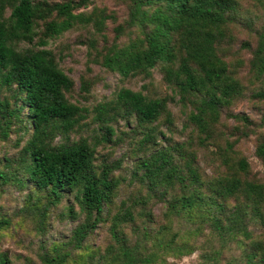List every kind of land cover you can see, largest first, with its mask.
Here are the masks:
<instances>
[{"label": "trees", "instance_id": "obj_1", "mask_svg": "<svg viewBox=\"0 0 264 264\" xmlns=\"http://www.w3.org/2000/svg\"><path fill=\"white\" fill-rule=\"evenodd\" d=\"M88 2L49 4L45 0H0V89L14 87L16 101H20L19 106H12L8 99L0 98V139H7L12 125L21 122L22 110H26V121L31 123L30 139L22 148L23 156L17 163L27 178L15 179V182L20 186L30 184L36 191L48 193L49 199L40 211V217H46L48 209L57 204L64 193L74 194L79 212L85 214L84 221L73 229L67 242L54 244L40 253V264H66L74 250H87L88 237L98 223L106 220L102 216L103 207L112 202L118 185L110 177L111 166H103L97 174L94 172V146L87 141L52 145L56 135L66 136L79 126L86 111L67 100L66 93L71 91L73 82L59 68L51 51L46 48L17 50L18 44L32 43L38 36L39 22L44 25L43 37L38 42L41 47L48 39L59 37L75 26L92 23L96 31L101 32L104 19L95 20L92 13L77 12ZM7 8L10 14L4 16ZM232 9V0H131L128 26L141 29L142 37L130 39L123 46L112 44L107 49L102 48L93 59L94 63L116 72L123 79L149 75L160 64L165 82L181 95V101L185 95L196 98L190 121L199 132L198 143L205 146L221 140L224 147L221 149L218 145L217 148L222 154V162L233 163V170L219 184L217 195L221 201L213 199L215 201L207 203L194 190L189 192V186L200 181L199 175L190 167L184 175L176 164H171V157L166 152L159 153L153 166L146 162L143 165L149 180L154 181L160 176L165 184L163 194L178 185L181 193L172 205L173 209L183 212L189 221H192V213L198 211L197 217L209 223L219 235L242 234V224L251 213L252 217L262 221L264 218V184L248 179L249 165L245 159L234 161L227 156L225 150H231L235 140L231 143L222 136L217 139L214 128L222 109L242 93L241 84L231 76L228 65L218 54L224 28L235 20ZM257 36V47L250 61L253 77L264 76V33ZM101 37L104 41L105 36L101 34ZM89 46L93 48L94 42H89ZM88 85L83 82L82 90L87 92ZM255 95L263 97L262 94ZM167 104L165 97L152 98L140 91L121 88L113 100L94 108V119L104 131L99 142L110 141L113 128L108 124L119 115L134 117L145 130L143 140L150 141L154 132L152 125L167 114ZM231 117L249 124L245 116ZM255 156L264 166V138L255 147ZM10 179L8 172L0 170V185L7 184ZM235 198L240 203L229 209L227 203ZM124 204L121 203L122 208ZM227 210L230 213L224 224L221 217H226ZM71 214L74 215L72 209ZM112 222H118L112 225L117 248L112 252L106 250L110 255L108 259L99 254L98 264H154L158 251L187 252V244L176 245L175 238L165 244L152 242L151 247L145 248L142 241L150 235L145 226L134 227L139 242L126 246L128 239L125 234L121 235L119 227L126 222L134 223V215L128 208L122 214L117 212ZM9 223V219L0 220V229ZM195 230L197 233L199 228ZM254 245L255 252L246 255L248 264H252L258 254L261 260L264 259V245ZM6 261L0 257V264H6Z\"/></svg>", "mask_w": 264, "mask_h": 264}, {"label": "rangeland", "instance_id": "obj_2", "mask_svg": "<svg viewBox=\"0 0 264 264\" xmlns=\"http://www.w3.org/2000/svg\"><path fill=\"white\" fill-rule=\"evenodd\" d=\"M45 1L49 4L79 2ZM232 1L231 12L235 20L224 28L218 54L228 65L231 76L241 84L242 93L222 109L214 128L217 139L222 136L223 140L231 143L235 140L232 149L225 150L227 156L234 161L245 159L249 165L248 179L264 184V166L255 156V147L264 138V76L253 77L250 73L257 35L264 33V0ZM130 3L131 0H89L77 12L92 13L95 20L104 19L101 32L96 31L92 23L75 26L59 37L48 39L47 44L41 47L38 42L43 37L44 25L39 22L36 27L38 36L34 41L17 45L19 51L41 48L51 51L59 68L73 82L71 91L66 93L67 100L86 111V117L79 126L66 136L56 135L52 145L87 141L94 146V172L97 174L103 166H111L110 177L118 184L112 202L103 207L102 216L106 220L98 223L88 237L87 250H74L66 264H98L99 254L108 259L110 255L106 250L112 252L117 248L112 237V225L118 222H112V217L117 212L122 214L126 208L134 215V223L126 222L119 227L121 235L125 234L128 239L126 246L139 242L133 232L134 227L139 226H145L150 231L149 238L142 241L145 248L151 247L152 242L165 244L172 238H175L176 245L187 244V252L183 254H178L176 250L158 251L154 264H248L246 255L255 252L254 244L264 245V218L262 221L252 217L251 213L242 224V234L219 235L209 223L197 217L198 211L192 213V221H189L183 212L173 209L172 205L181 193L177 184L163 194L165 184L160 176L151 181L146 175L143 163L153 166L159 153L166 152L171 157V164H176L184 175L188 173V167L199 175L200 181L189 186V192L194 190L207 203L215 201L213 199L221 201L217 195L219 184L233 170V163L222 162V154L217 148L218 145L221 149L224 147L221 140L205 146L198 143L199 132L190 121V114L195 112L196 98L185 95L181 101V95L165 82L160 64L149 75L139 74L123 79L116 72L93 62L102 48L107 49L112 44L123 46L130 39L142 37L141 29L128 26ZM9 14L7 8L4 16ZM101 34L105 36L104 41ZM91 41L94 42L93 48L89 46ZM83 82L89 84L87 92L81 88ZM121 88L168 100L167 114L152 125L154 132L150 141L143 140L145 130L134 117L119 115L108 124L113 128L110 141L99 142L104 131L94 119V108L97 104L113 100ZM14 91V87L2 88L0 98L8 99L12 106H19L20 101H16ZM256 93L263 97L256 96ZM231 115L245 116L249 124L235 121ZM20 120L12 125L7 139H0V170L11 175L10 182L0 185V220H10L8 226L0 229V257L7 260L6 264H40V253L54 244L67 242L73 229L84 221L85 214L79 212L74 194L64 193L61 200L48 209L46 217H40V211L49 199L48 193L36 191L30 184L17 185L15 179L27 178L17 163L23 156L22 148L31 136V123L26 121V110H22ZM122 202L125 203L124 208L121 207ZM239 203L235 198L227 204L230 209ZM262 210L264 212V206ZM229 213L230 210H227L226 217H221L224 224ZM196 228H199L197 233ZM260 256L258 254L252 264H264Z\"/></svg>", "mask_w": 264, "mask_h": 264}]
</instances>
